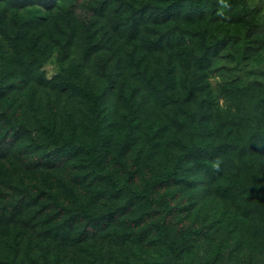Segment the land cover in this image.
Masks as SVG:
<instances>
[{
	"label": "trees",
	"instance_id": "obj_1",
	"mask_svg": "<svg viewBox=\"0 0 264 264\" xmlns=\"http://www.w3.org/2000/svg\"><path fill=\"white\" fill-rule=\"evenodd\" d=\"M30 1L7 0L13 5L4 3L5 7H9L0 14V63L2 65V58L8 60L10 66L6 71L10 77L19 75L18 69L25 73L5 87L0 81V164L4 165L6 161L11 166L0 171V223L5 226H28L29 232L27 246L22 244V236L18 233L11 239L8 248L17 258L8 264H113V258H106L111 252L104 253L103 250V244L108 239L105 234L107 226L90 234L91 228L81 231L73 226L72 221L52 214L51 210L58 209L65 214L73 208L78 214L75 217L94 225L100 218L105 219L103 213L109 208L108 202L99 205L98 200L108 196L113 206L125 194L141 204V214L134 221H146L150 215L159 214L156 226H138L140 222L131 226L138 229L134 234L136 239L156 233V240L161 242L175 264H194L189 260L187 247L191 239L206 237L207 233L201 226H185L182 240L173 238L170 219L174 206L170 205L198 185L193 179L186 182V188L173 193L163 192L174 185L189 160H195L194 166L198 168L193 173H201L205 177V195L219 199L214 203V206L222 207L216 206L221 220L217 222V227L227 229V226H233L230 234L248 230L258 238L256 245L264 248V13L261 9L251 7L249 0H224L223 8L214 1L194 0L187 3L186 0H163L158 4L147 2L142 10L135 8L132 24L117 27V33H129L130 38L142 41L146 48L141 57H137V50L129 53V70L135 79L138 78L145 86H157L158 81L155 80H160L166 87L165 97L170 99L169 102L183 108L186 130L201 138L184 145L170 169L154 175L141 190H137L130 179L120 182L105 170L104 153H99L95 147L86 149L85 159L81 160L77 154H71V140L63 131L44 121L40 122V126L31 128L30 102L21 92L26 90V80L29 81L33 72L37 71L33 64L39 61V55L45 53L39 38L32 37L30 42L26 41L35 23H40L41 16H37L31 24H21L15 29L9 27L10 21H17L19 9L27 3L51 8L49 3L58 0ZM58 25L64 34H69L62 28L63 24L58 22ZM86 31L85 59L99 47L91 26ZM160 57H166L165 66L161 64L163 60ZM153 60H158L160 66L151 70L150 61ZM102 71L109 75L106 67ZM184 72L191 77L190 85L181 77ZM212 78L216 79V86H213ZM108 81L112 82L113 77ZM61 85L80 89L76 82L70 80ZM82 94L88 105L98 111L97 102L102 96L98 99L87 88ZM6 96L14 98L17 108L23 111L14 115L4 108ZM221 99L225 101L223 107H219ZM220 114H224L222 121ZM99 127V124L95 126V132L105 144L109 134ZM28 141L35 151L55 145L59 155L71 162L67 173H73L75 178L57 185L40 168L50 164H40V158L24 157V151L30 145ZM234 158L236 161L232 165L230 161L233 162ZM18 161L30 167L28 172L12 168ZM19 180L24 183L21 190L25 196L22 200L27 202V207L35 208L25 219L21 216L24 209L20 212L19 202L14 206L5 204L6 188L15 190L16 187L18 190L16 184ZM78 188L81 191L79 194L83 195L80 200ZM70 189H74L72 202L76 203L75 206L62 202L64 191ZM45 191L48 202L43 201L45 197H39ZM101 193L103 195L99 196ZM159 193L158 204L156 197ZM80 233H84L86 238H81ZM77 235L81 245L76 244ZM222 254L225 250L216 246L213 264L220 261Z\"/></svg>",
	"mask_w": 264,
	"mask_h": 264
},
{
	"label": "rangeland",
	"instance_id": "obj_2",
	"mask_svg": "<svg viewBox=\"0 0 264 264\" xmlns=\"http://www.w3.org/2000/svg\"><path fill=\"white\" fill-rule=\"evenodd\" d=\"M162 1L58 0L49 3L51 8L27 3L25 7L19 9L17 21H10L9 26L15 29L21 24H31L37 16H41L40 23H35L34 30L30 31L26 41L30 42L32 37L39 38L42 47H45V53L39 55V61L33 64L37 71L33 72L29 81L26 80V90L21 92L22 96L30 102L31 128L40 126V122L44 121L57 130L63 131L64 135L71 140V154H77V158L81 160L85 159L86 149L95 147L99 153H104L105 170L111 172L120 182L130 179L137 190H141L144 183L152 179L154 175H160L170 169L184 145L191 144L194 139L196 141L201 139L199 136L194 137L192 132L186 130L183 124L185 119L183 108L169 102L170 99L165 97L166 87L160 80H155V82L158 81L157 86H145V83L138 78L135 79L132 71L129 70V53L137 50V57H141L146 52L142 41L130 38L129 33H117L118 26L132 24L135 19V8L142 10L147 2L158 4ZM186 1L191 3L194 0ZM202 1L217 2L221 5L220 8L225 6L224 0ZM4 3L13 5L7 0H0V14L4 8L9 7L7 5L5 7ZM249 4L251 7H259L264 13V0H249ZM209 9L212 12L211 8ZM58 22L63 24L62 28L69 34H64ZM88 26H91L92 31L95 32L99 47L94 54L85 59L84 49ZM36 50L37 47H35ZM160 58L163 60L161 64L165 66L166 57ZM7 63L8 60L5 61L2 58L0 81L4 87L11 84L14 78L23 77L25 74L18 69L19 75L10 77L11 75L6 71L10 64ZM159 66L158 60L150 61L151 70ZM103 67H106L109 75L103 73ZM38 75L39 79H37ZM110 77H113L112 82L108 81ZM181 77L190 85L191 77L186 76L185 72ZM68 80L76 82L80 89L61 85ZM211 82L213 86H216L215 78H212ZM86 88L95 93L98 99L100 95L102 96L101 101L97 102L98 111L92 109L84 98L82 93ZM13 100L14 98L6 96L3 107L17 115L23 109L17 108ZM224 103L225 101L221 99L219 107H223ZM219 118L222 121L224 114H220ZM97 124L102 131L109 134L105 144H102V140L95 132ZM24 152H26L24 157L40 158V164H50L51 166L40 168L50 176L52 181L55 180L57 185L75 178L73 173H67L71 162L59 155L55 145H48L45 150L35 151L30 143L27 151ZM235 161L234 158L230 163L233 165ZM194 163L195 160L185 163L184 170L176 177L177 181L174 185L163 191L173 193L186 188V182L189 180H195L198 185L197 188L186 191L185 197H179L173 205H170L174 206L170 219L171 236L181 241L185 226H201L205 229L206 237L199 236L191 239L187 247L190 253L189 260L194 264H213L215 262L213 252L216 246H221L222 250H225V254L221 255L220 261L216 264H264V248L256 245L255 241L258 238L254 237L252 232L243 230L242 233L230 234L233 226H227V229L217 227L221 220L216 206L221 205L214 206V203L219 199L217 196L215 198V196L205 195L203 186L205 177L201 173H193L198 169ZM9 166V162L5 161L4 165L0 164V171L3 172L4 168ZM12 168L14 170L20 168L25 172L30 169L19 161ZM78 172L81 171L78 170ZM83 177L84 174L81 178ZM16 186L18 190L16 187H14L15 190L6 188L8 192L5 204L14 206L19 202L20 212L24 209L21 216L25 219L30 217L28 213L35 208L27 207V202L22 200L25 196L21 190L24 183L19 180ZM79 188L78 200L83 198V195L79 194L81 193ZM46 195L47 191L39 197H45L43 201L48 202L49 198ZM101 195L103 194L99 196ZM121 196L122 198L116 200L113 206L108 196L106 199L98 200L99 205L108 202L109 208L103 213L105 219L100 218L94 225L85 219L75 217L78 214L73 208L65 214L58 209H52L51 213L59 214L62 218L72 221L73 226L81 231L91 228L90 234L102 226H107L105 234L108 239L105 241L106 246L103 244V250L104 253L111 252L106 255V258H113L115 260L113 264H175L161 242L156 240V233L149 234L147 238L140 240L134 235L138 229L131 227L137 222H140L138 226H156L159 214L150 215L146 221L145 219L134 221L141 214L140 202L126 194ZM63 197L65 199L62 202L68 203L69 206L76 205L72 202L75 197L74 189L65 190ZM160 197L161 193L156 197L158 204ZM111 208H113L112 211ZM17 233L22 236V244L27 246L28 226L12 224L5 226L0 223V264H8L17 258L8 248L11 239ZM80 234H82L81 238H86L84 233ZM77 238L80 237L77 235L75 239ZM76 244L81 245V240L77 239ZM182 244L185 245L184 240ZM71 245L74 246L72 240Z\"/></svg>",
	"mask_w": 264,
	"mask_h": 264
}]
</instances>
